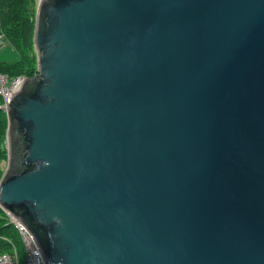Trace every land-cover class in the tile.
Masks as SVG:
<instances>
[{"label":"water","instance_id":"1","mask_svg":"<svg viewBox=\"0 0 264 264\" xmlns=\"http://www.w3.org/2000/svg\"><path fill=\"white\" fill-rule=\"evenodd\" d=\"M0 207L47 264H264V0H40Z\"/></svg>","mask_w":264,"mask_h":264},{"label":"trees","instance_id":"2","mask_svg":"<svg viewBox=\"0 0 264 264\" xmlns=\"http://www.w3.org/2000/svg\"><path fill=\"white\" fill-rule=\"evenodd\" d=\"M37 0H0V32L16 52L14 61H0V74L10 80L18 77H33L37 73L38 58L34 45ZM3 100L0 97V104ZM6 111L0 110V176L1 163L7 159L6 137L8 129ZM15 227L10 224L7 214L0 207V255L11 254L19 249L20 264H24L23 244Z\"/></svg>","mask_w":264,"mask_h":264},{"label":"built area","instance_id":"3","mask_svg":"<svg viewBox=\"0 0 264 264\" xmlns=\"http://www.w3.org/2000/svg\"><path fill=\"white\" fill-rule=\"evenodd\" d=\"M5 35L0 32V49H9L10 44L7 42ZM25 77H18L10 80L7 76L0 74V97L3 102L0 104V110L7 112V108L14 95L20 90ZM7 214L10 224H12L19 234L24 250L25 264H47L44 254L38 244L37 239L27 229V227L9 212ZM0 264H20L17 250L11 254L0 255Z\"/></svg>","mask_w":264,"mask_h":264},{"label":"rangeland","instance_id":"4","mask_svg":"<svg viewBox=\"0 0 264 264\" xmlns=\"http://www.w3.org/2000/svg\"><path fill=\"white\" fill-rule=\"evenodd\" d=\"M39 1L40 0H37V2H38V5H39ZM38 5H37V8H38ZM36 14H37V9H36ZM36 50V49H35ZM37 53V52H36ZM11 54L13 55H15V56H17L16 55V52L15 51H13V49L12 48H9V49H0V58H3V59H6L8 56H11ZM38 58V57H37ZM17 59V58H16ZM36 75V74H35ZM34 75V76H35ZM33 76V77H34ZM22 77H25V80H26V78H31V77H26V76H22ZM7 146H8V144H7V138H6V151H7V153H8V149H7ZM7 163H8V154H7V159L6 160H4L1 164H2V169H4L3 170V174H2V176H0V181H1V179H2V177H3V175H4V172H5V170H6V167H7ZM24 248V247H23ZM17 250L19 251V249L17 248ZM24 253H25V250L24 251H21V249H20V255H23L24 256ZM24 264H25V258H24Z\"/></svg>","mask_w":264,"mask_h":264},{"label":"crops","instance_id":"5","mask_svg":"<svg viewBox=\"0 0 264 264\" xmlns=\"http://www.w3.org/2000/svg\"><path fill=\"white\" fill-rule=\"evenodd\" d=\"M17 58V56H15L14 54L11 56H8L6 59L0 58V61H14ZM2 167V164H1Z\"/></svg>","mask_w":264,"mask_h":264}]
</instances>
